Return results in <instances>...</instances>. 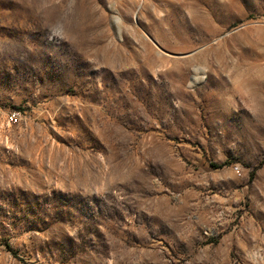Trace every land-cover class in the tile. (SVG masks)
Masks as SVG:
<instances>
[{
	"label": "rangeland",
	"instance_id": "rangeland-1",
	"mask_svg": "<svg viewBox=\"0 0 264 264\" xmlns=\"http://www.w3.org/2000/svg\"><path fill=\"white\" fill-rule=\"evenodd\" d=\"M0 264H264V0H0Z\"/></svg>",
	"mask_w": 264,
	"mask_h": 264
}]
</instances>
